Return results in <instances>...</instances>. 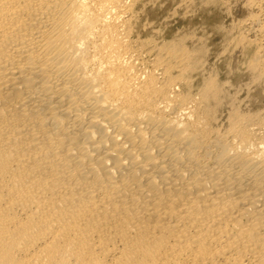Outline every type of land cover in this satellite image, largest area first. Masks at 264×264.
Masks as SVG:
<instances>
[{
    "label": "bare ground",
    "instance_id": "6f19581e",
    "mask_svg": "<svg viewBox=\"0 0 264 264\" xmlns=\"http://www.w3.org/2000/svg\"><path fill=\"white\" fill-rule=\"evenodd\" d=\"M131 1L0 0V264H264V119L222 128L187 48L139 68Z\"/></svg>",
    "mask_w": 264,
    "mask_h": 264
},
{
    "label": "rangeland",
    "instance_id": "374dc122",
    "mask_svg": "<svg viewBox=\"0 0 264 264\" xmlns=\"http://www.w3.org/2000/svg\"><path fill=\"white\" fill-rule=\"evenodd\" d=\"M246 1L247 0H132L131 2H129L130 8L128 7V10L131 12L127 10L125 13L126 15L123 17L126 20L128 19L127 21H125L126 23H124V27L127 28L128 23L130 25L127 29L128 32L130 31V33L127 32V34H130L127 35V43H129V40L132 39L129 44L131 48H133L132 46H134V43L138 41L134 46L137 49L133 48L132 50V59L134 57L135 61L140 60L138 62L134 61L137 65H139L142 61L144 62L139 65V68L150 66V61H154L157 55H160L159 58L162 59L164 57V60H173L171 52H174L175 56V51H177V48H179L181 52L185 51V55L188 58L192 57L190 58V60L193 59L192 61H195V63L197 62L196 60H199L201 58L200 61L197 62V66H195V63L190 62V65H193V68L191 67V70L187 71V73L189 71L194 72L188 73V75H192V77L190 76L191 79L193 78L192 91L193 93H199L200 91H202V89L207 86L206 83L208 81V77L209 79L213 80L209 81H212V85L208 82L209 86H212L213 88H215L216 85L217 88L221 86L219 87V90H221L222 93H219L220 91L218 92L217 88H215L217 90L218 96V98L216 99L219 101L216 102L217 107L215 108L214 114L215 116H217V119L218 117L219 119L221 118L220 122L218 121V123L222 124V128H225L227 126L228 120L226 118L227 115L229 116L232 109H236V113L240 114L245 113V115H249L250 113L252 117L253 114H255L253 117L255 119L257 117L264 119V75H262L261 77L260 74L262 71L259 70V67H255L256 69L253 68L252 66H254V64L252 65V63L250 64V61H248L251 59L250 54L252 52L255 53L257 50H259V47H257V44L251 41V38L256 37V35H254L255 32L253 31L255 25L253 26L250 15H248L250 14V10L252 9L250 8L249 10ZM245 3L247 6L244 5ZM147 39L149 41H146ZM242 39L245 40L243 41L245 44L247 43L246 45L242 43ZM177 40L179 42H183L179 45V42H177ZM239 40H241L242 42ZM247 40L248 42L250 41V44L247 42ZM173 41H176L177 43L174 42L173 44ZM139 42H141V45H146L141 46ZM147 42L149 43V45H147ZM171 43L172 45L176 46L172 47V45H170ZM162 44H164V46H162ZM181 44H184L183 46L186 47L184 48ZM165 45L170 47H167ZM239 46L241 47L239 48ZM138 47H140L141 49ZM153 47L155 49H153ZM159 47H165L167 49L164 48L165 51L160 52ZM195 47L200 50V52L197 51ZM163 48H161V50ZM186 48L188 50L191 49V51H186ZM242 48L247 50L245 51L243 49L242 53L240 51ZM150 49L152 51H150ZM181 49L186 50L182 51ZM145 50L148 51V53L145 54ZM167 50L172 51L169 52V54ZM179 50L177 51L178 53ZM194 51H196L197 53H194ZM142 52L143 54H141ZM166 52L168 55L166 54ZM188 53L189 55H187ZM180 54L178 57L183 56ZM135 55H137L138 57ZM154 55L155 57H153ZM162 55L165 56L162 57ZM248 65H251L250 68L252 69H250ZM194 66L197 69H194ZM252 75H254V77H257L259 75V80H254L255 78ZM204 79L205 81L202 82ZM201 83L203 86L200 87ZM215 83L216 85L214 87L213 84ZM194 85H196L195 89ZM209 103L212 102L210 101ZM221 105L223 106L221 107ZM263 127L264 122L260 125V128L256 125L250 128H253V130L255 131L254 133L256 138H262L264 136Z\"/></svg>",
    "mask_w": 264,
    "mask_h": 264
}]
</instances>
